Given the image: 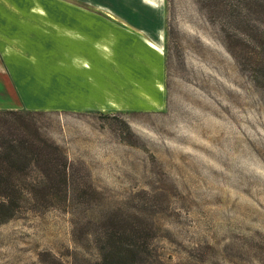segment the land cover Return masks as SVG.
Listing matches in <instances>:
<instances>
[{"label": "rangeland", "instance_id": "1", "mask_svg": "<svg viewBox=\"0 0 264 264\" xmlns=\"http://www.w3.org/2000/svg\"><path fill=\"white\" fill-rule=\"evenodd\" d=\"M42 1L80 17L66 47L90 39L115 71L95 106L31 109L69 191L47 196L44 163L17 174L29 194L0 220V264H93L111 224L146 229L164 264H264V0H238L242 20L204 0ZM3 73L0 109L15 99Z\"/></svg>", "mask_w": 264, "mask_h": 264}, {"label": "crops", "instance_id": "2", "mask_svg": "<svg viewBox=\"0 0 264 264\" xmlns=\"http://www.w3.org/2000/svg\"><path fill=\"white\" fill-rule=\"evenodd\" d=\"M9 5L13 8L12 16L6 15L8 5L0 0V70L4 72L8 88L15 99L9 97L2 101L6 102L2 105L3 108L78 107L74 104L79 98L86 99L88 104L95 106L96 100L93 98L96 95L103 96L102 90H98L96 86L105 87L106 75L115 70L105 51L100 48L99 52L90 39L82 41L71 38L73 43L69 47L65 46L60 36H64L67 31L74 33V25L80 23V17L72 12V15L64 16L63 6L56 1L12 0ZM48 7L53 15L42 14L47 13ZM106 23L102 22L98 27L95 22L96 26L93 28L110 29V25ZM114 24L127 34L128 28L125 25ZM33 25L44 27L33 33ZM43 31H49L50 35ZM2 34L11 38L1 37ZM80 44L88 46L80 47ZM65 52L76 59L82 54L85 64L79 66L78 59L66 65ZM95 57H98V63ZM97 82L100 84L97 85Z\"/></svg>", "mask_w": 264, "mask_h": 264}, {"label": "trees", "instance_id": "3", "mask_svg": "<svg viewBox=\"0 0 264 264\" xmlns=\"http://www.w3.org/2000/svg\"><path fill=\"white\" fill-rule=\"evenodd\" d=\"M204 1L205 5L213 7L214 12L221 13L225 18L235 15L236 18L243 19L238 0L235 4L228 0ZM233 48L229 45L231 53L237 57L234 50L238 46ZM38 112L39 110L31 109H0V218H4L0 220L14 217V211L7 213V210L13 209L15 204L18 205L29 194L25 188L27 184L22 185L17 177L21 171L27 170L28 163H44L43 167L46 169L42 170L48 173L47 196L52 191L51 187L57 184L56 180L58 184L64 185L66 196L68 194V158L57 143L41 133L34 118ZM62 165L66 169L63 177L59 172ZM57 170L60 175L58 179L57 174L53 175ZM108 214L105 213L104 217L110 219ZM118 228V225L111 224L103 231L97 230L93 237L95 240L91 239L96 242L99 253L93 264H164L152 246L146 229L139 230L129 225L121 232Z\"/></svg>", "mask_w": 264, "mask_h": 264}]
</instances>
